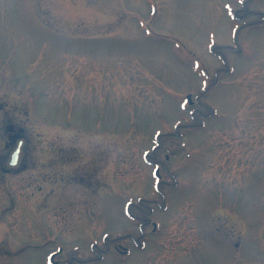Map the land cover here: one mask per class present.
<instances>
[{
  "label": "rangeland",
  "instance_id": "rangeland-1",
  "mask_svg": "<svg viewBox=\"0 0 264 264\" xmlns=\"http://www.w3.org/2000/svg\"><path fill=\"white\" fill-rule=\"evenodd\" d=\"M0 264H264V0H0Z\"/></svg>",
  "mask_w": 264,
  "mask_h": 264
},
{
  "label": "flooded vegetation",
  "instance_id": "flooded-vegetation-1",
  "mask_svg": "<svg viewBox=\"0 0 264 264\" xmlns=\"http://www.w3.org/2000/svg\"><path fill=\"white\" fill-rule=\"evenodd\" d=\"M196 103L197 101H195L193 104H196ZM210 113H212V111ZM201 115L204 117L206 116V114L204 113H202ZM14 130L15 128L13 126L11 133H14ZM23 132L24 131L22 129H19L18 134H17L18 138L23 140V146H22L23 157L21 160L20 168L23 167L25 164L26 147L28 144L27 139L23 135ZM158 148H159V145H157L153 151L156 152ZM167 157L168 156H166V158ZM6 159L7 158L3 159V172L4 173L14 172L13 169L6 168L4 166ZM152 204H154V207L148 205L147 203L140 204V201H139L138 204L132 203L130 206H127V213H128L129 219L132 221L131 227L133 230L131 232L126 233L127 242H125L124 244L118 245V247H121V252H120L121 255H129L132 250H139L142 252L145 251L146 248L150 244V241L148 242L149 237L161 231V229L158 228L156 221L151 219V215L157 213L156 211H160L161 213H166L167 210L169 209V206H167L168 203L166 201H153ZM121 236L122 235H120V237ZM97 257L101 258L102 255L98 254Z\"/></svg>",
  "mask_w": 264,
  "mask_h": 264
},
{
  "label": "water",
  "instance_id": "water-1",
  "mask_svg": "<svg viewBox=\"0 0 264 264\" xmlns=\"http://www.w3.org/2000/svg\"><path fill=\"white\" fill-rule=\"evenodd\" d=\"M187 98L190 100V96H187ZM7 129L11 131L12 126H7ZM22 145H23L22 139L16 142L15 149L11 152L8 160L5 162L6 167L17 169L20 166V162L23 157Z\"/></svg>",
  "mask_w": 264,
  "mask_h": 264
}]
</instances>
